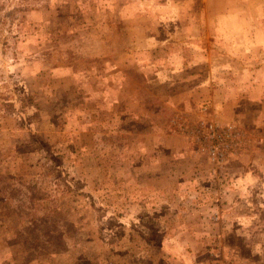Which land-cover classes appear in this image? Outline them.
Listing matches in <instances>:
<instances>
[{"label":"rangeland","instance_id":"374dc122","mask_svg":"<svg viewBox=\"0 0 264 264\" xmlns=\"http://www.w3.org/2000/svg\"><path fill=\"white\" fill-rule=\"evenodd\" d=\"M0 258L264 264V0H0Z\"/></svg>","mask_w":264,"mask_h":264},{"label":"trees","instance_id":"16d2710c","mask_svg":"<svg viewBox=\"0 0 264 264\" xmlns=\"http://www.w3.org/2000/svg\"><path fill=\"white\" fill-rule=\"evenodd\" d=\"M13 101V100H12ZM10 102V105L11 106H14V108H16L17 107V105H16V102L14 103V102ZM20 117V116H19ZM60 170V169H59ZM31 215H34V213H32L31 211H28L27 210V212H25V216H31ZM33 217V219L35 220L36 219V217L35 216H32Z\"/></svg>","mask_w":264,"mask_h":264},{"label":"crops","instance_id":"0c3cea01","mask_svg":"<svg viewBox=\"0 0 264 264\" xmlns=\"http://www.w3.org/2000/svg\"><path fill=\"white\" fill-rule=\"evenodd\" d=\"M0 264H16L13 260L7 258H0Z\"/></svg>","mask_w":264,"mask_h":264}]
</instances>
